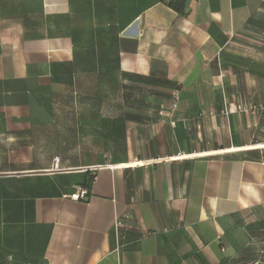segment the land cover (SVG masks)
I'll return each mask as SVG.
<instances>
[{"label":"crops","instance_id":"0c3cea01","mask_svg":"<svg viewBox=\"0 0 264 264\" xmlns=\"http://www.w3.org/2000/svg\"><path fill=\"white\" fill-rule=\"evenodd\" d=\"M257 60L264 0H0V264H264Z\"/></svg>","mask_w":264,"mask_h":264},{"label":"rangeland","instance_id":"374dc122","mask_svg":"<svg viewBox=\"0 0 264 264\" xmlns=\"http://www.w3.org/2000/svg\"><path fill=\"white\" fill-rule=\"evenodd\" d=\"M115 38L116 36L114 35L86 36L85 43L87 46H92L94 43L95 45L98 44L100 47L99 51H85L86 61H89L88 64L92 65V60H94V58L95 60L99 58L103 70L104 68L108 69L109 66H111V70H113L116 59V53L114 51ZM256 62H258L255 68L257 70L256 73L264 76V61L257 60ZM112 75V72L111 75H108L102 71L100 81L101 98L99 99L98 106L101 107V117H104V113L111 109L112 111L110 112H115L117 114L118 122H122V118L125 117L126 108L140 105V97L131 96L127 91H139L140 85L123 83V78H121L119 74L116 75V83H114ZM109 76H111L110 79ZM126 86L129 87L128 90H126ZM133 92L131 94H133ZM83 105L92 106V99L85 98ZM94 105H97L96 100Z\"/></svg>","mask_w":264,"mask_h":264},{"label":"built area","instance_id":"2783aa9c","mask_svg":"<svg viewBox=\"0 0 264 264\" xmlns=\"http://www.w3.org/2000/svg\"><path fill=\"white\" fill-rule=\"evenodd\" d=\"M177 101H178V98H175V101L173 103V107L177 106ZM87 193H88L87 190H85L84 188H80V190L77 194H73V197H76V198L83 197L84 198Z\"/></svg>","mask_w":264,"mask_h":264}]
</instances>
